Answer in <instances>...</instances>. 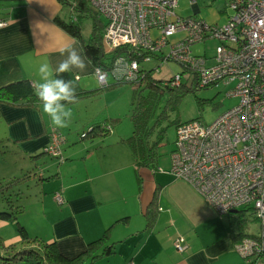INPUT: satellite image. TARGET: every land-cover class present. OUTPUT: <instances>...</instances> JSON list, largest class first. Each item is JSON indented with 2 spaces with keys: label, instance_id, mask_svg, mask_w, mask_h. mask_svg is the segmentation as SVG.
<instances>
[{
  "label": "crops",
  "instance_id": "0c3cea01",
  "mask_svg": "<svg viewBox=\"0 0 264 264\" xmlns=\"http://www.w3.org/2000/svg\"><path fill=\"white\" fill-rule=\"evenodd\" d=\"M66 8L58 0H0V21L4 22L0 26V87L26 79L33 85L39 80L41 63L48 61L55 69L64 58L60 50L67 44L82 49L54 20L68 19ZM69 73L74 84L92 89L85 82L94 76L91 63L83 72L74 68ZM99 95L79 99L74 104L78 114L86 100ZM84 112L81 127L86 126L87 131L79 134L76 130L66 136L58 128L65 136L63 161L43 159L54 126L42 113L40 101L34 105L11 102L6 93L0 94V145L13 147L22 158L25 166L19 168L20 173L32 168L33 174L24 183L39 177L34 184H25L26 191L31 187L39 190L32 197L28 193L19 213L27 221L23 224L28 233L73 257L105 232L106 239L96 251L100 264H264V253L247 262L235 248L243 237L264 241V223L251 209L219 214L168 169H136L124 142H107L94 131L87 134L103 122L93 123L95 114ZM55 192L62 194L63 203L54 200ZM147 208L153 210L154 218L146 227ZM26 212H32L33 217ZM177 237L185 246L183 251L174 246ZM11 243L23 245L18 233ZM4 264L29 263L16 260Z\"/></svg>",
  "mask_w": 264,
  "mask_h": 264
},
{
  "label": "built area",
  "instance_id": "2783aa9c",
  "mask_svg": "<svg viewBox=\"0 0 264 264\" xmlns=\"http://www.w3.org/2000/svg\"><path fill=\"white\" fill-rule=\"evenodd\" d=\"M178 1L86 0L105 19L102 40L107 51L128 47L134 55L147 52L141 61L119 53L109 71L94 68V73L101 85L109 76L135 81L142 64L155 55L159 63L180 64L181 73L170 77L171 86L182 81L196 88L233 82L226 95L237 97L236 104L209 124L190 120L176 126L168 171L190 184L217 213L248 208L264 223V0H221L231 14L220 25L207 23L195 11L179 15ZM187 1L197 6V0ZM206 41L214 43L211 55L192 51L193 45ZM49 137L43 152L62 162L64 134L51 127ZM53 197L64 202L60 192ZM180 241H174L177 251L185 249ZM235 248L252 262L263 255L264 241L243 237Z\"/></svg>",
  "mask_w": 264,
  "mask_h": 264
},
{
  "label": "rangeland",
  "instance_id": "374dc122",
  "mask_svg": "<svg viewBox=\"0 0 264 264\" xmlns=\"http://www.w3.org/2000/svg\"><path fill=\"white\" fill-rule=\"evenodd\" d=\"M74 7V6H71ZM224 3L221 0H197V6H191L187 0H179L178 6L176 8V12L179 15H192L193 11L196 12V16L205 20L209 24H223L228 19V15L231 14V11L225 8ZM70 7L64 9L66 13L69 14L68 10ZM70 15V14H69ZM67 17V16H66ZM104 22L105 19L101 18ZM67 20V19H66ZM80 25L82 29V35L84 37H88L91 30V19L89 17H81ZM155 32V30H153ZM180 35H175L172 38H177ZM213 42L206 41L204 43L195 44L191 47L192 51L197 54H205V56H209L213 52ZM143 65L147 68L155 67L159 65V61L151 60L150 62L143 63ZM181 66L179 63L175 61H167L159 65L152 74L160 79H167L172 75L177 73H181ZM107 82L111 83V77H107ZM88 87L91 88H99L100 84L97 80L96 75L92 78H88L86 81ZM179 83L178 85H180ZM82 85V84H81ZM234 83H230L229 85H223L221 83L212 85L206 88H197L192 89L186 92L175 105L171 104L173 107L168 111V116L163 118L159 124L155 127L154 135L152 138H156V134L160 128H164L165 134L159 142V146L157 147V151L159 154L158 157V167H162L163 169H169L170 165V154L174 147V139H175V125L174 121L179 120L180 123L187 122L190 120H198L202 124L211 123L221 112L226 110L227 108L233 106L238 102L237 97H229L226 95V91L232 88ZM177 86V85H176ZM100 94V95H99ZM99 96L86 100L80 106V113L78 114L77 109L74 105H69L68 107L72 108L73 116L69 126L66 128H62L65 135L74 134V131H87L86 126H82L83 119L80 116H85L84 111L95 114L92 122L102 121L100 125L104 129L108 131H104V139L106 138L107 142H114L116 140L122 141V139L131 135L132 125L130 122V110H131V99L133 97V89L129 83H121L111 88H107L104 90H100L98 92ZM168 100V91L162 92L157 98L156 109L154 113V118L160 114L163 108L166 105ZM88 104V105H86ZM112 119V120H111ZM111 124V126H110ZM84 128V129H83ZM43 159H54L50 158L47 154L43 156ZM56 160V159H55ZM27 165V164H26ZM22 158L18 155L16 150L7 146L6 148L0 145V186H4V184L10 181L13 178H16L17 182L12 184V187L8 189V191H4L3 194L0 193V211L7 210V200L6 197L9 198V201L12 203V206L20 207L23 205V202L28 197V193L30 192V197H32L39 190L38 187L30 188L29 191H26L25 184L23 181L33 174L32 168L28 173L25 172L20 173V167H24ZM40 171V167L42 165H37ZM38 173V172H37ZM159 174V173H158ZM157 174V175H158ZM29 175V176H28ZM157 175L155 177H157ZM32 184L34 182L39 181V177L33 176ZM156 179V178H155ZM143 181V180H142ZM27 210V209H26ZM27 215L32 216L33 214L26 212ZM21 214H17L15 219H4L0 217V264H4L1 260V257L14 253L19 247L18 245L11 243V239L15 237L17 234L16 230V222L23 224L25 221L24 216H20ZM257 219V218H256ZM33 221V220H32ZM249 224V222H248ZM29 237H34L33 233L29 232ZM7 245L9 247H7ZM32 246L34 245L32 241H24L22 246ZM12 246V247H10ZM11 249V250H9ZM104 261V260H103ZM101 260H98L96 264H100Z\"/></svg>",
  "mask_w": 264,
  "mask_h": 264
},
{
  "label": "trees",
  "instance_id": "16d2710c",
  "mask_svg": "<svg viewBox=\"0 0 264 264\" xmlns=\"http://www.w3.org/2000/svg\"><path fill=\"white\" fill-rule=\"evenodd\" d=\"M58 1L63 6H67L68 8L70 7L71 9L69 11L70 15L67 20H62L59 17H55V22L80 43L84 55L90 58L91 65L94 68H100L104 71H109L113 58L116 55L124 52L125 54H133L128 47H120L115 49L113 52L106 50L102 40L105 22L101 19L102 17H100L87 4L86 0ZM71 1L76 2L74 7H71ZM81 17H89L92 21L91 30L87 38L82 35V29L79 20ZM145 54H147V52L143 51L139 55L133 54V56L141 61ZM152 60L158 61V58L154 55L152 56ZM161 64L162 63H159V65ZM158 66L147 68L142 64V69H140V74L138 76L139 78L135 81L113 80L111 78V83L107 82L105 85H100L99 88L92 89L81 88L75 84L78 100L84 97L97 95L100 90L111 88L112 86L124 82L131 85L133 89V97L130 102L131 110L129 118L132 125V132L130 136L122 139V141L128 147L133 157L136 169L140 167L154 168L157 166L159 157L157 147L159 146V142L165 134V130L164 128H160L155 135L156 138L153 139L152 135H154L155 127L161 122L163 118L168 116V111L173 107L171 104L175 105L176 102L186 92L192 89H197L195 86H193V84L188 85V83L183 81L180 85L171 86V76L165 80L155 77L152 74V71H154V69H156ZM60 75H62L66 80H72L69 72L62 73ZM164 91H168V100L166 105L160 114L156 116L153 122L150 123V121L154 118L157 98ZM2 92L8 95V100L11 102L19 101L29 105H34L39 102L32 83L27 79L14 81L0 87V94ZM174 123L175 125L180 124L179 120H175ZM102 125H94L93 129L88 131L87 134H91L94 131V135H104L107 130L104 129ZM84 134L85 133H82V135ZM16 180V178H13L6 182L4 186H0V193L3 194L4 191H8V189L12 187V184L17 182ZM6 200L8 209L0 211V217L8 220L15 219L17 214L21 211V206H12L9 198L6 197ZM144 216L146 218L147 227L151 225L154 218L153 210L151 211L150 208H147L144 212ZM16 230L22 242L32 241L34 245L21 246L15 250L14 253L12 252L9 255L1 257L3 263L24 260L29 264H96V260L99 257V253H96L97 246L106 239V234L104 232L100 238L88 243L86 249L81 253L73 257H66L56 249L52 242L42 241L37 237H29V233L24 224L16 222ZM108 248L109 247L107 246L105 250L106 252L108 251ZM102 254H104V252Z\"/></svg>",
  "mask_w": 264,
  "mask_h": 264
},
{
  "label": "clouds",
  "instance_id": "9594fccd",
  "mask_svg": "<svg viewBox=\"0 0 264 264\" xmlns=\"http://www.w3.org/2000/svg\"><path fill=\"white\" fill-rule=\"evenodd\" d=\"M82 52V49H77L73 44H67L60 50V55L64 58L55 69L48 61L41 63L38 68L39 80L33 84L34 91L40 101L42 113L56 128L69 126L73 112L68 106L78 102L74 82L64 79L60 74L70 72L74 68L85 71L91 60L82 55Z\"/></svg>",
  "mask_w": 264,
  "mask_h": 264
},
{
  "label": "bare ground",
  "instance_id": "6f19581e",
  "mask_svg": "<svg viewBox=\"0 0 264 264\" xmlns=\"http://www.w3.org/2000/svg\"><path fill=\"white\" fill-rule=\"evenodd\" d=\"M95 74V73H94ZM98 80V79H97ZM107 83V82H106ZM100 84V83H99ZM101 85V84H100ZM105 85V84H104Z\"/></svg>",
  "mask_w": 264,
  "mask_h": 264
}]
</instances>
